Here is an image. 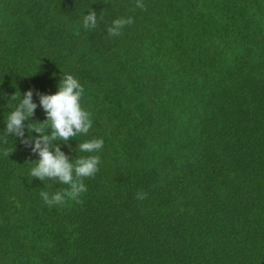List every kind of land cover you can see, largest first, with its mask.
I'll use <instances>...</instances> for the list:
<instances>
[{
  "label": "trees",
  "instance_id": "16d2710c",
  "mask_svg": "<svg viewBox=\"0 0 264 264\" xmlns=\"http://www.w3.org/2000/svg\"><path fill=\"white\" fill-rule=\"evenodd\" d=\"M143 3L0 0V264H264V0ZM66 74L92 128L54 143L99 171L81 202L49 206L40 193L68 185L30 175L39 156L6 119L13 93L53 94Z\"/></svg>",
  "mask_w": 264,
  "mask_h": 264
},
{
  "label": "clouds",
  "instance_id": "9594fccd",
  "mask_svg": "<svg viewBox=\"0 0 264 264\" xmlns=\"http://www.w3.org/2000/svg\"><path fill=\"white\" fill-rule=\"evenodd\" d=\"M136 7L147 10L143 0H136ZM134 21L131 17L118 18L108 28L109 36H118L126 25ZM85 29H94L97 26V15L94 10L88 12L82 21ZM39 98V106L46 114V119L39 122H29L34 116L37 103L33 100V92ZM85 89L71 74L62 76L58 91L53 94L42 93L38 90L28 89L23 97L12 94L10 100L19 102L10 111L6 119L5 135L19 137L21 143L37 153L39 159L30 169V175L41 181H57L68 185L67 188L55 193L42 191L43 201L49 206L63 205L67 201L81 202L80 197L87 192L84 178L94 177L99 171L100 157L98 155L80 156L74 161L61 150L60 141L67 143L78 135H87L92 128L91 113L82 107ZM27 127L29 135L25 136ZM32 131L39 135L31 136ZM103 139H90L79 143L78 148L84 153H96L103 148ZM4 155H9L7 151ZM147 197L146 192H138L137 199Z\"/></svg>",
  "mask_w": 264,
  "mask_h": 264
}]
</instances>
